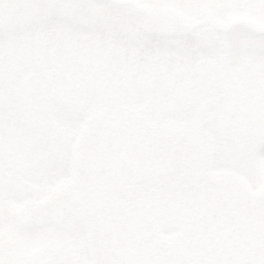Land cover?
Here are the masks:
<instances>
[{
  "label": "snow or ice",
  "instance_id": "snow-or-ice-1",
  "mask_svg": "<svg viewBox=\"0 0 264 264\" xmlns=\"http://www.w3.org/2000/svg\"><path fill=\"white\" fill-rule=\"evenodd\" d=\"M0 264H264V0H0Z\"/></svg>",
  "mask_w": 264,
  "mask_h": 264
}]
</instances>
